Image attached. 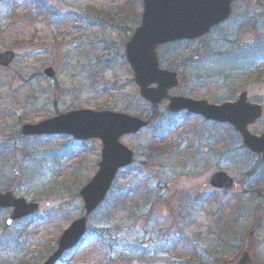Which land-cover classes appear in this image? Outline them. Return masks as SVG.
Listing matches in <instances>:
<instances>
[{
    "label": "rangeland",
    "instance_id": "obj_1",
    "mask_svg": "<svg viewBox=\"0 0 264 264\" xmlns=\"http://www.w3.org/2000/svg\"><path fill=\"white\" fill-rule=\"evenodd\" d=\"M42 2L44 10L30 9L33 19L0 21V51L16 54L0 68V191L39 205L10 226L9 210H0V264H38L83 213L79 190L98 168L100 142L20 135L23 124L74 109L154 118L120 139L133 163L89 216L78 248L57 264H103L102 227L131 244L151 242L141 259L111 264H177L199 252L233 264L247 242L252 264H264V162L229 125L169 113L167 101L153 107L140 97L124 45L142 1ZM157 57L179 79L171 95L221 104L245 90L263 110L248 129L264 131V0H235L226 22L199 39L159 46ZM46 67L55 71L52 80L43 76ZM219 170L236 181L235 190L209 186Z\"/></svg>",
    "mask_w": 264,
    "mask_h": 264
},
{
    "label": "water",
    "instance_id": "obj_2",
    "mask_svg": "<svg viewBox=\"0 0 264 264\" xmlns=\"http://www.w3.org/2000/svg\"><path fill=\"white\" fill-rule=\"evenodd\" d=\"M233 0H142L139 25L125 44V59L129 64L140 96L153 105L163 99L169 101L171 112L186 109L188 112L219 122H228L241 134L243 144L254 153H261L264 160V132L260 136L251 134L247 126L261 116V107L246 101L242 92L235 102L221 105L208 104L204 100H193L171 96L168 91L178 85L174 72L159 68L156 49L159 45L184 39H195L225 20L230 13ZM12 50L0 52V66L8 67L14 60ZM46 78L54 77V70H43ZM155 84V87L150 85ZM148 121L114 111L72 110L35 124L21 127L23 136L70 135L76 140L99 139L101 142L98 169L79 195L84 206V215L71 222L57 241V247L42 264H55L62 254L76 246L85 233L88 215L105 198L118 169L132 162L133 153L119 139L123 135L136 133ZM209 184L215 188L234 189L233 179L224 171L211 175ZM0 208H12L6 224L33 214L38 204L17 198L12 191H0ZM235 264H250V257L243 252Z\"/></svg>",
    "mask_w": 264,
    "mask_h": 264
},
{
    "label": "trees",
    "instance_id": "obj_3",
    "mask_svg": "<svg viewBox=\"0 0 264 264\" xmlns=\"http://www.w3.org/2000/svg\"><path fill=\"white\" fill-rule=\"evenodd\" d=\"M17 1L18 0H0L1 22L7 20L23 21L25 20L24 18L26 19L29 18L28 20L33 19L30 11L43 8L42 0H22V2L19 5ZM28 6L32 8H29ZM17 7H19V10L17 11L18 14L14 17L13 16L14 11ZM39 15H42V11H40ZM98 231L99 232L101 231V235L103 236L104 246H106L107 248V253L104 257L105 260L103 264L118 263V261L128 262L129 260L130 263L131 261L141 259L145 255L144 254L145 249L139 246V244L135 245L128 243L124 239H120L118 237V234H112V233L110 234L109 229L105 227H102V229ZM47 252L49 251L47 250ZM201 253L202 252L195 253L194 256H192L187 260L181 257V259L177 261V264H220L221 263V261H217L213 263V261H215L214 258L211 257V259H209L207 256L205 257L204 254Z\"/></svg>",
    "mask_w": 264,
    "mask_h": 264
}]
</instances>
